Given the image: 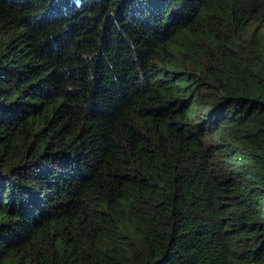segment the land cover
<instances>
[{"label":"trees","instance_id":"1","mask_svg":"<svg viewBox=\"0 0 264 264\" xmlns=\"http://www.w3.org/2000/svg\"><path fill=\"white\" fill-rule=\"evenodd\" d=\"M0 264H264V0H0Z\"/></svg>","mask_w":264,"mask_h":264}]
</instances>
